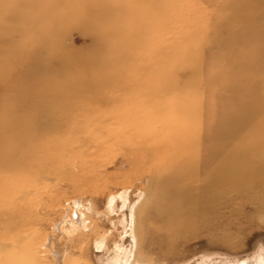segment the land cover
Here are the masks:
<instances>
[{"label":"rangeland","instance_id":"1","mask_svg":"<svg viewBox=\"0 0 264 264\" xmlns=\"http://www.w3.org/2000/svg\"><path fill=\"white\" fill-rule=\"evenodd\" d=\"M5 129L0 264H56L60 222L67 264L120 242L143 264L250 261L264 0H0Z\"/></svg>","mask_w":264,"mask_h":264},{"label":"bare ground","instance_id":"2","mask_svg":"<svg viewBox=\"0 0 264 264\" xmlns=\"http://www.w3.org/2000/svg\"><path fill=\"white\" fill-rule=\"evenodd\" d=\"M6 132H7L6 129L4 131L0 132V133H2V134H0V141H1V139L5 138ZM0 167H1V164H0ZM79 203H80L79 201H76L75 205H73V208L70 211L71 215L69 216V220L73 223L77 222L78 219L80 218V216H82V214L79 212V207H80ZM72 217H74L75 219ZM129 217H131V214ZM124 219H123V221H124ZM124 224H125V221H124ZM61 227L66 228L67 225L66 224L62 225L61 222L56 224L53 227V232L55 234L49 235L46 238V240H45L46 242H44L43 245L46 246L49 244L50 247L48 246L49 247L48 249L50 250L53 259L56 261V264H67L68 262H66V260H65L66 258H64L65 252L63 251V249L60 248L59 242H57V240L55 238V237H57V234L60 233ZM0 244L2 245V243H0ZM131 246L132 245L130 243H125V242L123 244L121 242L116 244L115 248L113 249V251H111V253L104 251V254H101V257H99V264H127V263L128 264H143V263L137 261V258H138L137 253H136L137 251L135 252L136 246H133L135 249L134 248L132 249ZM31 255H29V256H31ZM130 256H132V258L129 261L128 259ZM30 260L32 261V259H30ZM249 260L250 261H248V259L247 260L245 259V260H239L236 262H222V261L220 262V261H214V260L208 262V261L204 260V261H201L200 263H197V264H264V253H262L260 251L257 254H255V256H253L252 259H249Z\"/></svg>","mask_w":264,"mask_h":264}]
</instances>
